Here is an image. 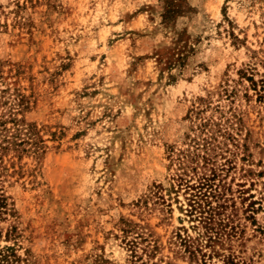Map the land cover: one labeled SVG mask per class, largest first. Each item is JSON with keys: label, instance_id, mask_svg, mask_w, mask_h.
<instances>
[{"label": "rangeland", "instance_id": "obj_1", "mask_svg": "<svg viewBox=\"0 0 264 264\" xmlns=\"http://www.w3.org/2000/svg\"><path fill=\"white\" fill-rule=\"evenodd\" d=\"M166 2L0 0V115L28 139L0 151L9 264H202L188 236L207 264H264V0ZM206 120L211 246L171 187Z\"/></svg>", "mask_w": 264, "mask_h": 264}, {"label": "trees", "instance_id": "obj_2", "mask_svg": "<svg viewBox=\"0 0 264 264\" xmlns=\"http://www.w3.org/2000/svg\"><path fill=\"white\" fill-rule=\"evenodd\" d=\"M175 0H167V9L164 13V18L169 17L173 12V3ZM171 4V6H170ZM253 82V79H249ZM263 95H259L261 98ZM199 113V112H196ZM19 119L13 115H9L3 118L0 115V151L4 152L9 149H18V146L22 143L28 142V139H18L20 136V128L18 125ZM7 123H12L13 127H8ZM218 123L206 120L202 122L200 127V133H205L199 142V136H195L191 139L193 145L192 150L187 152L179 153L178 160V170L173 177V185L171 187L175 189L184 188L185 194L187 193V206L189 208L190 214H199L198 217L204 220L205 223V238L206 246H211L221 242L222 233L221 230L215 229L213 222L215 221V216L218 214V209H223L224 206L217 202L216 206L212 205V201L220 200L222 198V191L225 189L223 185L216 183V180L221 181L220 175L223 172V168H219L216 161V154H214L215 149L218 145L215 143L217 138L216 134L220 133L224 136L225 131H222ZM9 132H12L9 134ZM9 134V135H8ZM223 189V190H222ZM8 197L2 187V181L0 180V221L4 219V216L8 213ZM200 240L192 239L187 237L181 239V245L184 246L185 252L189 253L191 262H199L203 259L202 264H207L205 259L206 256L211 258L212 254H207L203 252ZM129 247L132 252H134L135 242L131 241ZM13 251L12 247L5 246L0 248V264H9V251ZM216 254L217 251L213 250ZM218 254V253H217ZM201 256L202 258H199ZM195 264V263H190ZM223 264H237L235 263L234 257L232 255L223 257Z\"/></svg>", "mask_w": 264, "mask_h": 264}]
</instances>
